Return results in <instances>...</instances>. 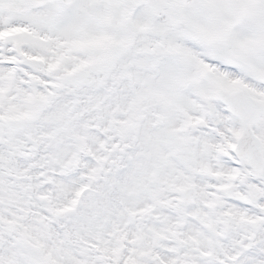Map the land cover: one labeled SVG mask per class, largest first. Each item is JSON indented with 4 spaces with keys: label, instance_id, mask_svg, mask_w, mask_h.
<instances>
[{
    "label": "snow or ice",
    "instance_id": "1",
    "mask_svg": "<svg viewBox=\"0 0 264 264\" xmlns=\"http://www.w3.org/2000/svg\"><path fill=\"white\" fill-rule=\"evenodd\" d=\"M0 264H264V0H0Z\"/></svg>",
    "mask_w": 264,
    "mask_h": 264
}]
</instances>
